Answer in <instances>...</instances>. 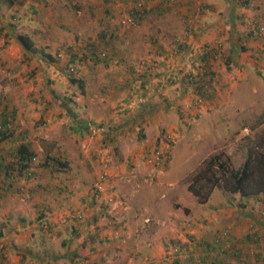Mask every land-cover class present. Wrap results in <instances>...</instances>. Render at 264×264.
Segmentation results:
<instances>
[{
    "label": "rangeland",
    "instance_id": "374dc122",
    "mask_svg": "<svg viewBox=\"0 0 264 264\" xmlns=\"http://www.w3.org/2000/svg\"><path fill=\"white\" fill-rule=\"evenodd\" d=\"M40 1L26 0L23 3L22 0H0V24L14 25L8 37L0 36V99H3L0 112L4 105L15 109L16 121L12 125L15 126L17 137H22L21 132L26 130L25 138L33 140L37 147L53 145L55 152L61 150L65 154L69 165L60 171L40 169L29 179L19 178L21 189L7 192L6 196L0 198L2 233L6 231V228L2 227L5 219L18 221L19 218L21 222L20 217L25 218L23 230H16L14 238L12 234L7 235L6 231V242L0 241V264H67V261L59 256L67 251H76L84 238L76 236L71 240L73 225L83 229L84 233L89 228L94 230L91 235H94L92 244L96 251L81 248L77 252L87 257L77 260V263L69 261L70 264H175L176 258H179V264H190L184 260L188 254L199 261L201 255L199 249H194V246L199 243L203 235L202 230L209 228L208 237L214 234L210 226L211 221L217 216L218 209L231 208L227 204V195L230 193L227 192L225 178H221L219 173L217 178L224 188L213 187L206 198L190 193V181L193 176L202 173L204 160L214 152H225L227 157L223 158L228 159V168H238L247 158L250 141L252 140V145H256L259 136L264 134V123L253 126L264 112V0H252L251 5L246 8L239 6L242 10L237 8L235 25L229 24L225 19L231 8L230 0H221L225 7H229L226 10H218V7L211 4L212 11L207 17L221 19L217 20L215 27L207 29L210 38L217 35L219 40L224 41L231 34L232 28L237 34L248 28L249 21L257 20L263 27V32L247 42L239 41L247 48L238 49V66L233 65L229 71H223L229 76L215 77V90L211 92V97L203 98L191 87L190 90H185L183 101L174 103L175 107H169L166 112L168 117L164 118L163 114L162 126L159 124V128L153 129L156 135L164 129L165 132L160 134L163 139H152L151 142L148 137L153 134L152 130L149 133L147 131L146 137V122L139 116L133 120L130 128L121 125L115 132V137H110L113 135V129L107 133H96V129L92 132L72 125L75 121L81 124L86 117L92 118L95 123L101 121L100 117L115 120L117 116L121 120L124 118L119 115L116 105L97 107L95 103L99 97V88L108 82L112 75L111 69L117 67L120 69L115 70H122L125 64L118 60L109 67L100 66L95 73L88 64H79L74 76L84 78L85 88L81 91L66 75L70 72V66L65 65L70 59V54L62 52L57 55V60L55 52H59L62 46L77 44V39L85 38L84 35L96 34L99 25H81L82 29L69 27V24L74 22L61 19L65 17L61 15L57 16L61 20L52 26V23L42 21L45 15L43 19L38 20L35 16L37 13L32 11ZM160 1L163 0H145L148 9H155ZM116 2V10L119 13L113 18L112 25L118 24L119 19L125 16L127 8L134 5L133 0ZM59 4L65 15L75 14L71 0H62ZM181 9L184 10L182 7ZM158 11V8L150 10V15L136 27H119L118 33L122 40L117 41L123 46L122 56L124 55L130 64L143 65L148 62V35L158 36L168 43L173 33L177 36L182 34L184 29L177 19V13L158 14ZM205 23L208 24L209 21ZM177 27H180L181 31H178ZM19 33L29 34L37 48L52 51L57 63L47 61L39 52L31 55L33 58L30 60L26 59L21 45L16 40ZM198 44L200 45V41ZM73 51L80 53L81 49L76 46ZM161 59H166L161 62L167 68L169 66V69L187 61L178 56L174 59L163 55ZM247 61H250L253 67L249 66ZM218 62L220 64L221 59L217 56L215 63ZM163 65L158 64L156 67L161 68ZM221 68L217 70L221 72ZM33 72L35 75L32 78ZM90 74L93 75L92 78L89 77ZM48 78L52 83L48 82ZM229 79L235 86L232 91L225 83ZM175 89L181 92L180 88ZM127 92L129 95V90ZM69 94L77 101L75 104L70 103L78 116L71 122L61 115V109L54 103L55 95ZM198 97L202 101L196 103ZM134 107L135 104L131 109ZM205 110L206 118L201 117L204 121L199 123L201 112ZM177 111L183 112V117H179L180 123L174 129L176 117L173 115H176ZM44 118L46 122L39 121ZM103 119L107 121L106 118ZM248 134L252 136L249 142ZM166 137L171 142L166 141ZM20 139L23 138L16 139L15 142L21 141ZM157 151L161 154L159 159H156ZM42 157L38 156L39 161ZM102 174L105 176L100 182V196L95 208H89L91 197L89 199L86 196L92 192L97 198L93 186ZM70 183H79V187L72 192L68 189L57 190L58 187L66 188ZM110 195H116V199L111 204H105L102 200ZM258 196L260 201L253 205L256 214L254 228H258L259 216L263 214L261 207H264V193ZM101 202L103 203L100 204ZM36 205L44 207L42 221H49L54 226L52 232L46 230V222L44 229L41 228ZM77 214L83 216V222L80 224L71 220L72 216ZM200 218L202 224L196 223V219ZM214 221L216 225V220ZM250 221L247 222L245 231L250 226ZM87 223L91 227L86 228ZM227 230H231L229 225ZM64 239L69 241V245L63 243ZM195 240L198 243L193 244ZM260 242H264V239L261 238ZM6 243L9 245L7 257L3 258L1 254H5ZM220 244L223 246V243ZM233 244L238 246L236 242ZM258 244L253 243L245 250V256L241 258L244 263L259 264L257 254L264 256V250L259 249L261 245L257 246ZM224 246H228V243L224 242ZM100 254L102 258H99Z\"/></svg>",
    "mask_w": 264,
    "mask_h": 264
},
{
    "label": "trees",
    "instance_id": "16d2710c",
    "mask_svg": "<svg viewBox=\"0 0 264 264\" xmlns=\"http://www.w3.org/2000/svg\"><path fill=\"white\" fill-rule=\"evenodd\" d=\"M9 1L16 2L17 0ZM20 1L21 0H19V2ZM116 1L117 0H106L108 4L106 5L108 6V8H105L106 11L104 12L106 15L103 19L99 20V31L95 34V36H84L85 38L81 39L78 38V45L70 44L62 46L60 48V51L56 52L57 60L59 59L57 55L59 56L62 52L70 54V59L65 64L67 67L70 66V72H67L66 75L68 76L70 82L75 85L77 84L81 88V91H83V89L85 88V83L83 81L84 78L74 76L76 75L79 64H88L95 73L96 70H99V68H101L100 66L109 67L117 63L118 60L124 62V69L115 70L117 67L114 68L115 71H111L112 75L110 76V79H108V82L106 81L105 83H103L101 88H99V96L101 97L107 94L112 95L111 97H113V94L115 96L117 94L120 95V97L118 99L116 98L114 102L118 109L119 115H121V117H124L122 120L120 119L121 123L123 124L118 123L110 126V123L104 120L96 123L95 121H93L92 123L88 124V127H90V125L92 124L96 127L105 128V125H107L110 128H106V133L108 131H111L110 129H113V135L111 134L110 137L116 136L115 132L118 131V128H120L121 125L124 127L129 126L130 128L132 126L131 124H133V120L137 119L136 117L138 116L140 117V119H143L145 121L144 115L146 111L150 110L151 108L145 106L144 102L139 101L141 98H144L147 95L148 91L146 89V84L150 82L153 77H159L157 79L158 84H163V87L169 85H177L176 88H180L181 93H183L185 90H190L191 87L193 91L201 94L203 98L211 97V92L215 90V84H213V82H216V80H214V78L216 76L220 77L221 75V73L217 70V66L215 65H218V67H226L225 70L229 71L231 67H233V65L229 63L232 51L235 50V53H238V49L245 50L247 48L239 41L243 40L247 42L249 41V39L251 40V38H254V32L260 34L261 26L258 20L249 21L248 28L244 30L245 32L242 31L243 33H235V37L232 35L234 29L231 26V34L224 41L217 43L216 41L218 40V38L216 37L214 40L212 39L203 42L204 40L201 41L200 32L204 31L206 26H208L205 21H210L212 19H210L209 16L207 17V15H209L208 13L212 11L213 6L203 0V3L200 5L202 7V13L200 14L199 18H194V14H192L193 11H191V9L195 7L193 4V0H189L191 2L188 4L190 6L187 8V11H183L181 9L180 0H163L160 1L159 4L155 7V9L158 8L159 10L158 14H165L166 12H172L173 14L177 13V19L181 22V28L184 30L180 36H177L176 33L172 34L170 41L168 42L169 47L164 42H162V40L158 36L148 35L147 41L150 40L149 51L151 53H154L156 57L164 55V57L175 59L178 56L179 58H184V60H187V57L188 60L186 61V63L188 64L181 65V68H179L180 66H176V68L169 69L165 65H163L161 60L159 61L156 58L151 62L148 61L147 63H144L146 64V70L137 71L135 74L134 64H130L129 61L126 60V57L124 55L122 56L123 46L120 45L119 40L117 41V39L122 40V38H120V33H118L121 24L120 22H118V24L112 25L113 18H115V15L117 13L116 5L118 3ZM230 1L231 8L226 13V16L230 15L231 19L229 20L234 21L236 20V15L238 14L236 6L246 8L247 6H249V0ZM22 2L24 3L26 2V0H22ZM232 6H235V8H233ZM74 8L75 10H77L75 5ZM152 9L155 10L152 7L150 9L147 8L145 0L142 1L141 7L131 8L129 10V13L136 21V24L133 27L140 25V23L150 15L149 13ZM204 9H208V11L205 12L203 11ZM238 10L241 11L240 9ZM191 17H193V20H191ZM182 18H185V22L182 21ZM236 22L237 21H235V23ZM13 26L14 25L11 23L7 25L0 24V36L8 37V33L14 29ZM251 26H253L252 29ZM240 30H242V28ZM16 40L21 45L23 49V55L26 59L30 60L31 58H33V56L31 55L39 52L40 54L43 53L45 55L47 61L57 63L52 54L46 53L44 49H39L35 46L34 41L29 34L19 33L16 35ZM198 41H200V45L198 44ZM76 46H79V49H81L80 53L73 51V48L75 50ZM217 56L221 59L220 64L219 62L215 63ZM158 64H162L168 71L153 73V69L157 68L156 66ZM201 70L204 71L201 72ZM33 73L31 74L32 78L35 75V73ZM92 76L93 75L90 74L89 77L92 78ZM48 82L52 83L50 78H48ZM135 85H139V87L136 88ZM126 89H129V92H131L129 98L135 101V107L132 109L129 104V98L125 96L124 99L123 97V95H126L124 91ZM2 101L3 99H0V106H2ZM54 103L55 106L61 109L60 113L62 116H66L70 122L72 120H76V118L78 117L77 112L71 104H75L77 103V101L72 98L71 94L66 96L55 95ZM123 106L127 107L124 108ZM47 109L50 108L47 107ZM177 113L179 117H183V112L177 111ZM42 120L43 122H46L45 118L39 121ZM14 121H16L15 109H12V107L9 108L8 105H4L0 112V198L6 196L5 194L7 192H14L21 189L20 186L22 187V184L19 185V178L29 179L35 176L40 171V169L54 172L58 170L60 171L67 168L69 165V160L65 156V154L61 150L55 152L53 145L45 144L43 146L41 145L37 147L33 140H28L27 138H25L27 136V134L25 133L26 130H24V132H21L23 134L22 137H17L15 126L13 127L12 125ZM262 123H264V112L258 117L253 126L257 127ZM72 125L77 126L78 129L84 127L82 123L80 124L76 121ZM88 127L87 130H89ZM259 137L260 138L257 144L252 145V136H250L249 134L247 135L248 142L251 140V146L248 147L247 158L238 168H228V159L223 158L224 156L227 157L225 152H214L208 158H206L203 163L204 167L202 173L193 176L192 180L189 183L188 189L190 190V193L196 196L201 195L206 198L208 197L207 195L212 192L213 187L222 188L223 184L219 183L217 178L218 173L220 174L221 178H225L224 183L226 184V187H228V190H225L230 193L229 195H227L229 198L227 204H229L228 206L230 207H245L248 197L255 198L260 193H264V134L260 135ZM19 138H23L24 140L20 139L21 141L16 143V139ZM165 139L166 141L171 142L169 138L166 137ZM259 143L262 146H260ZM38 156H43L41 161H39ZM32 190L33 189H31L30 192H32ZM234 195L238 196L237 199ZM104 203L107 204L106 202ZM256 203H258V201L255 202V204ZM35 208L39 211L38 220L41 223V228L44 229V224L46 222L48 223V228L46 230L48 232H52L54 226L49 221H42L45 213L43 211L44 207H41V205H36ZM261 209L263 212V214L259 216L261 227L254 228V218H250V226L247 228L246 233L244 234V243H250V245H252L253 243L258 244L261 241V238L264 239V232L261 229L262 226H264V207H261ZM254 217H256L255 213ZM71 220L73 222H76L77 224H80L81 222H83V216L81 214L73 215ZM20 221L21 222H19L18 218L17 222L21 227H18V225L10 228L12 224L9 220L4 221L2 223V227L6 228L7 233L11 232V230L13 229L15 230V232L19 228L23 230L25 218L20 217ZM196 223H201V218L196 219ZM89 227L91 226L87 223L86 228ZM72 228L73 234L70 237L71 240H74V238L72 237L76 236H81L84 238L80 245L77 247L76 251H73L72 253H69L67 251L59 256V258H64L67 261V264H70L69 261H74L77 263V260L87 257L86 255L77 252V250H80L81 248H89L90 251H96V247L92 244L94 235H91L92 231L94 230L89 228L85 230L84 233V230L80 229L78 226L76 227L75 225H73ZM2 236L3 233L0 230V238ZM212 239L214 240V242L206 241L198 243L197 240H195L193 244H198L197 246H194V249H197L198 246L207 247L203 251V254L201 256L199 255V261H197L195 257H192L190 254H188V256L184 259L185 262H189L190 264H208V262L211 261L212 264H224V261L220 260V258L223 257L222 255L226 253V250L229 249V246L234 245L233 243L236 242L235 236L234 234H232L231 230L224 229L216 232L214 234V238ZM3 242H6L5 239ZM224 242H227L228 246L222 247L220 243H223L224 246ZM63 243L69 245V241L67 239H64ZM7 246L9 245L6 243L4 245L5 254H1V257L3 258L7 257ZM209 246L213 247L210 248ZM215 246L218 247L216 248ZM238 250L240 251V249ZM238 250L236 251L238 252ZM179 251L181 252V250ZM210 251L216 252L214 256L211 257V260L209 259ZM250 254H254L252 250H250ZM240 255L242 254L240 253ZM98 256L99 258H102L101 254ZM257 257H259V264H264V256H260L257 254ZM178 259L179 258H176L174 260L175 264L180 263V260Z\"/></svg>",
    "mask_w": 264,
    "mask_h": 264
},
{
    "label": "crops",
    "instance_id": "0c3cea01",
    "mask_svg": "<svg viewBox=\"0 0 264 264\" xmlns=\"http://www.w3.org/2000/svg\"><path fill=\"white\" fill-rule=\"evenodd\" d=\"M61 1L62 0H45V1L42 0V1L39 2L40 4H38V5L35 4L36 8L33 5L34 2H32L33 4L32 3L31 4H32V6H34L32 11H34L33 13H37V15H35V16H36V18H38V20L43 19V15H45L46 17L42 21H48L49 23H52V26H55L56 23L59 22V20L64 19L66 21L74 22V24L70 23L69 27H73L74 28V26H75V27H77L79 29H82L81 25H88V24L89 25H93V24H96V23L99 25V23H98L99 20L103 19L104 16L106 15L104 13L106 11L105 8H108V6H106V5H108L106 0H71L72 3H73V7L75 5V7L77 8V10H76L77 13L75 12L74 15H68V14L65 15V11H62L63 9L60 7V4H59ZM180 1H181L180 4H181L182 8H186V7L188 8L190 6L188 4L191 1H189V0H180ZM206 1H208L210 3V5L212 4L215 7H218L217 8L218 10L219 9H222V10L225 9L226 10V9L229 8L227 6L225 7V5L222 3L221 0L220 1L219 0H206ZM251 1L252 0L248 1L249 5H251ZM257 5H258V3H257ZM232 7L235 8V6H232ZM236 8H239V6H236ZM240 10H242V9H240ZM117 12L119 13V11H117ZM114 13H115V11H114ZM61 15H64L65 17L61 18V19L57 18V16H61ZM218 19H221V18H217V17L212 18L209 21L208 26H206V28L204 29V31L200 32L201 41H203V40L204 41H206V40L208 41V40H211L213 38L215 39V37H217V35H216V36L210 38V36L207 34L206 31L209 28L212 29L213 26L215 27L217 25V20ZM225 19H227L229 24H231V25H232V23L234 24L235 21H236V20L230 21L229 20V19H231L230 15L226 16ZM214 23H216V24H214ZM65 24H67V23L65 22ZM177 30L181 31L180 27H177ZM98 31L99 30H97V32ZM235 33L236 32H233V34H232L234 37H235ZM84 36H95V34H92V35H88L87 34V35H84ZM208 37H209V39H208ZM193 40H195V39H193ZM148 41H149V43H147V45L149 47L150 40H148ZM162 42H164V41H162ZM164 43L168 46V43H166V42H164ZM45 50H46V53H50V54H52V56H54L52 51L47 50V49H45ZM148 51H149V49H148ZM42 55L45 58V55L43 53H42ZM147 56H148V61H150V62L155 60L156 58L158 60L163 61V59H161V57L163 55H160V56L156 57L154 55V53H151L149 51ZM167 58H169V57H167ZM186 59L188 60L187 57H186ZM247 62L249 63V66L253 67V65H252V63L250 61H247ZM229 63H231L232 65L238 66V58H237V53H235V50L232 51V55L230 57V62ZM229 63H227V64H229ZM133 64H134L135 74H136L137 71H143V70L147 69L146 68V64H143V65H139L138 64L137 65L135 63H132V65ZM183 64H188V63L184 62V63L180 64L179 68H181V65H183ZM168 68H169V66H168ZM219 68L220 67L217 66L218 70H219ZM113 69H111V71H113ZM117 69H120V68H117ZM122 69H124V68H122ZM153 70H154L153 73L167 72L168 71L164 67L154 68ZM220 71H221L220 72L221 73L220 78L221 77L223 78V76L226 75V73H223V71H225V68H221ZM226 76H229V75L227 74ZM158 78L153 77L151 79V81L146 84V89H147L148 93H147V95L144 98H141L140 101H139V102H144L145 106L151 108L150 110H147L145 115H144L145 122H146L145 123L146 124L145 127H147L145 132L147 133V131H148V133H149L152 130V133H153V134H149L150 137H148V133H147L146 137L151 139V140H149L150 142L152 141V139H154V140L157 139V138H160V140L163 139V136H161L160 134H163V132H165V130L161 129L162 133L160 131V134L156 135V132L153 130L154 127H155V129L159 128V126L161 125V121L164 120L162 118L163 114H164V118H166V116H167L166 112H167L169 107H171V106L175 107L174 103L179 102V101H183V93L178 92L175 89L177 85H169V86L163 87V84L162 85L158 84V80H157ZM225 83H226L227 86L230 87L231 91L234 90L235 86H234V83L231 81V79L226 80ZM135 86H136V88L139 87V85H135ZM128 90H124L125 93H126V95H123L124 99H125V96H127V98H129V96L131 95V92L128 95V92H127ZM111 96L112 95H109V94H107L105 96H102V97L99 96L96 99L97 102L95 103V106H97V107L115 106L116 104H115L114 101L116 100V98L118 99L120 97V95L117 94L115 96L113 94V97H111ZM178 99H181V100H178ZM134 100H136V99H134ZM129 101H130V103H129L130 106H133L135 104V101H133V99L131 100L129 98ZM91 104H93V102ZM88 105H90V103H88ZM97 114H98V112H96V115ZM206 114H207L206 110L201 112L199 123H202L204 121V120H202L201 117L206 118ZM173 116L176 117L175 118L176 119V121H175L176 124H175V127H174V129H176L177 128L176 126H178L179 123H180L179 115L177 113L176 115H173ZM103 118H106L107 122L110 123L109 124L110 126L114 125V124L121 123V120H120L119 116H117L116 120H115V118H108V117H100L99 119L100 120H104ZM85 119L86 120H83V122H81V123L84 126L83 128H85V130H87L88 124L92 123L94 120H91L92 118H90V117H89V119L87 117ZM228 122L230 123L229 120H228ZM163 127L165 128L164 125H163ZM178 132H179V130H178ZM78 187H79V183L78 184L70 183L69 185L66 186V188L58 187L57 190L58 191H64V190L68 189V191L72 192V190L74 191L75 188H78ZM104 187H105V185H104ZM99 196L100 195H96L97 198H95L94 197V193H92V192H91V194H87V196H86L87 198L90 199V197H91L89 205H88L89 208L90 207L91 208L93 207V209L95 208V203L97 202ZM234 196L237 199L238 196L237 195H234ZM86 197H85V199H86ZM102 201L104 202V200H102ZM257 201H260L259 196H256L255 198L248 197L247 198V203L245 204V207H231L230 209H225V210H219L218 209L216 211L217 212V216H215V218L213 217L214 219L211 221L212 224L210 225L211 229H213V231H214V234L216 232H218V231H221V230H224V229H228V225H229L230 228H231L232 234H234V236H235L236 243L239 244V246H229V249L226 250V253L224 255H222L223 257H221L220 260L224 261V264L225 263H227V264H246V263H244L242 261L241 258L245 256L244 252L249 247L250 243H244V241H245L244 234L246 233L245 229H246L247 222L250 220V218H252V219L254 218V210L255 209L253 207V204L255 205V202H257ZM103 202H101L100 204H102ZM214 207H216V206H214ZM87 208H86V210H88ZM212 213H213V211L210 214L212 215ZM5 220L6 221L9 220L10 223L13 222V224L11 225L10 228L19 225L16 219H15V223H14V220H11V219H8V218L5 219ZM214 220H216V225H214L215 224ZM253 223H254V221H253ZM195 224H193V225H195ZM201 224H199V226H201ZM260 225H261V222L258 221L257 226L259 227ZM261 229L264 232V226H262ZM199 230H202V228H199ZM202 231H203V235H201L202 237L199 239L201 242H206V241L214 242V240L212 239V238H214V234L212 236L208 237L209 236V228H206L205 230H202ZM10 234H12V236L14 238L15 235H16L15 234V230L13 229V230H11V232L7 233V235H10ZM5 236H6V231L4 230L3 236L0 238V241H4ZM151 244L152 243H150V245ZM259 245L262 246V247L260 246L259 249L261 248L262 250H264V242H260L257 246H259ZM206 247L207 246H198L200 255L203 254V251L205 250ZM209 247L211 248L213 246H209ZM215 247L217 248L218 246H215ZM222 247H225V246H222ZM238 249H240V251ZM236 250H238V252ZM215 251H210V253H209V259L210 260H211V257H213L214 254L217 252V251L216 252ZM240 253L242 255H240ZM208 264H212L211 261L208 262Z\"/></svg>",
    "mask_w": 264,
    "mask_h": 264
},
{
    "label": "built area",
    "instance_id": "2783aa9c",
    "mask_svg": "<svg viewBox=\"0 0 264 264\" xmlns=\"http://www.w3.org/2000/svg\"><path fill=\"white\" fill-rule=\"evenodd\" d=\"M194 1V6L195 7H193L192 9H191V11H193V13L192 14H194V18H199V16H200V14L202 13L201 12V10H202V7L200 6L202 3H203V0H193ZM133 3H134V5L132 6V7H128L127 8V12H126V14H125V16H123L121 19H119V22H120V26L122 27V26H131V27H133V26H135V24H136V21L134 20V18H133V16L129 13V10L131 9V8H133V7H136V8H139V7H141L142 6V0H133ZM117 6V5H116ZM187 8V7H186ZM186 8H183L184 10L183 11H187V9ZM203 11H208V9H204ZM185 13V12H184ZM191 14V15H192ZM193 17H191V20H193ZM187 19H188V17H187ZM182 21L183 22H185V18H182ZM261 32H263V27L261 26V28H260V33ZM258 33L257 32H254L253 33V36H256ZM223 41V40H222ZM217 43H220L221 42V40H217L216 41ZM204 70H201V72H203ZM214 80H215V78H214ZM213 84H215V81L213 82ZM202 101V99L200 98V97H198L197 99H196V103H199V102H201ZM95 129H96V133L97 132H105L106 131V128L105 127H96V126H90L89 127V130H91L92 132H94L95 131ZM156 153V159H159V154H160V152L159 151H157V152H155ZM161 155V154H160ZM104 174H102L100 177H99V179L95 182V184H94V186H93V188H94V191L95 192H97V194L96 195H100V192H99V187H100V182L101 181H103V179H104ZM116 199V195H110V196H105L104 197V202H106L107 204H111V203H113L114 202V200ZM178 251V249L176 248V251L175 252H177Z\"/></svg>",
    "mask_w": 264,
    "mask_h": 264
}]
</instances>
